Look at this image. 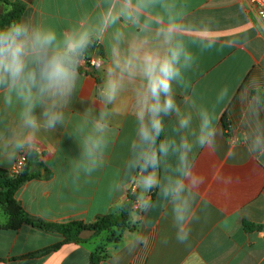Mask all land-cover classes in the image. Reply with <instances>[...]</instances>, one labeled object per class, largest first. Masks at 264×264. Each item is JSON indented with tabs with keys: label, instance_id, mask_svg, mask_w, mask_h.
<instances>
[{
	"label": "crops",
	"instance_id": "1",
	"mask_svg": "<svg viewBox=\"0 0 264 264\" xmlns=\"http://www.w3.org/2000/svg\"><path fill=\"white\" fill-rule=\"evenodd\" d=\"M14 1L24 4L21 17L51 25L58 33L72 27L81 16L95 19L104 6V0H0V15L8 9V2ZM165 8L187 13L184 20L189 24H196L202 16L215 17L223 30L211 35L225 37L245 29L250 34L249 43L243 47H218L202 55L191 38L206 33L190 28L185 36L199 59L185 74L188 86H176L178 102L182 97L194 102V107L181 103L183 110L191 111L193 132L199 124V109L208 107L214 111L215 121L224 133L222 139L217 138L216 156L199 148L193 154V161L207 177L201 194L206 219L193 223L189 241L183 245L176 242L171 221L162 212L145 217L135 211L130 213L131 227L121 232L117 243L109 240L108 231L102 235L88 230L79 234V242H66L60 233L28 223H21L15 229L2 228L9 216L0 206V264H91L93 252L101 257L96 264H264V155L253 159L247 153L249 141L264 136V33L256 32L254 24L259 21L246 0H160L149 15L159 23ZM117 27L124 31L126 39L136 36L131 25ZM260 27L263 29L261 24ZM112 32L109 29L89 49L81 65L77 90L66 110V123L57 126L55 131L41 134L40 152L35 159H28L25 168L32 177L14 192L16 205L32 221L90 223L101 214L117 210L127 199V188L136 174L127 171L125 165L129 158L128 142L135 133L133 113L139 81L128 84L118 101L115 111L120 115L111 120L107 163L91 177L82 176L78 183H72L69 172L71 162L79 157L80 147L75 137L65 135L78 128L87 131L90 127L85 123V113L91 108L95 114L99 107L94 101L103 80L102 68L110 63ZM97 56L103 60L99 67L89 63V58ZM252 81L262 84L258 89V105L251 100ZM225 85L229 87V97L218 104L216 94ZM164 119L163 138L179 142L180 135L175 131L178 117L173 114ZM15 122V109H6L0 94V134L9 135ZM225 147L236 149L238 158L225 160ZM9 168L0 166L6 171ZM217 176H230L233 182L224 185L217 181ZM138 198L144 199L145 194L141 192ZM146 219L151 220L147 228L140 223ZM138 233L146 242L129 253L128 242ZM165 238L167 243L163 242ZM57 243L58 247L51 251L33 254Z\"/></svg>",
	"mask_w": 264,
	"mask_h": 264
},
{
	"label": "clouds",
	"instance_id": "2",
	"mask_svg": "<svg viewBox=\"0 0 264 264\" xmlns=\"http://www.w3.org/2000/svg\"><path fill=\"white\" fill-rule=\"evenodd\" d=\"M159 2L104 0L95 19L81 16L62 33L25 17L0 24V94L4 107L16 112L10 134H0V166L15 167L21 159H35L41 148V134L66 123V110L77 90L81 65L93 43L113 29L110 63L102 68L103 80L94 101L99 107L95 114L91 108L85 113V123L90 127L87 131L78 128L65 133L69 138L75 137L80 147L79 157L71 162L69 176L72 183H78L82 176L91 177L107 163L111 120L120 115L115 111L118 101L128 84L139 81L133 113L136 127L128 142L125 168L135 171L145 194L140 213L149 217L162 212L171 221L176 242L183 245L189 241L193 223L206 219L201 194L207 177L193 161L194 150L199 148L216 156L217 138L222 139L224 133L208 107L199 109V124L193 132L191 111L183 110L181 103L194 107V102L183 97L178 102L176 86H188L185 74L195 67L199 55L218 47H243L249 43L250 34L245 29L225 37L211 35L223 30L215 17L202 16L196 24H189L184 20L187 13L167 8L157 23L149 14ZM261 22L264 20L254 24L257 33H264ZM120 24L131 25L136 36L126 39L124 31L117 27ZM190 28L206 33L191 38L199 55L185 39ZM251 85V100L258 105L262 84L252 81ZM227 97L229 87L225 85L217 92L216 102L224 103ZM173 114L178 117L175 131L180 135L179 142L162 138L164 118ZM255 114L258 116V109ZM247 153L253 159L264 155V136L253 137ZM238 156L236 149L225 147V160ZM217 181L228 185L233 178L217 176ZM154 192L157 196L151 198ZM109 193L112 194L110 189ZM140 223L147 228L151 220ZM145 242L138 233L128 242L129 253ZM163 242L167 243V238Z\"/></svg>",
	"mask_w": 264,
	"mask_h": 264
},
{
	"label": "trees",
	"instance_id": "3",
	"mask_svg": "<svg viewBox=\"0 0 264 264\" xmlns=\"http://www.w3.org/2000/svg\"><path fill=\"white\" fill-rule=\"evenodd\" d=\"M8 4V9L0 15V24H7L13 19L19 18L22 15L24 4L21 1L8 2ZM27 163H29V161H27ZM30 177H32V175L27 174L25 169L19 175H10L8 171L0 169V206L4 208L7 215L9 216L8 221L2 224L1 227L15 229L18 228L21 223H28L42 230L60 233L64 237L63 241L66 242H79V234L84 230H88L93 231L94 233L108 231L109 240L117 243L120 239L121 232L124 229L131 227L130 213L134 211L132 209V203L142 192L139 187V180L135 174V179L127 188V199L119 206L117 210L101 214L90 223L76 220L59 224L41 223L29 219L25 212L16 205L14 200L15 190L23 181ZM133 184H136L134 190H132ZM154 196L155 192L150 194L151 198H154ZM144 199H141V204L143 203ZM58 245L59 243L39 250L33 254H43L57 248ZM100 258L101 257L98 253L93 252L90 256V263L96 264Z\"/></svg>",
	"mask_w": 264,
	"mask_h": 264
},
{
	"label": "built area",
	"instance_id": "4",
	"mask_svg": "<svg viewBox=\"0 0 264 264\" xmlns=\"http://www.w3.org/2000/svg\"><path fill=\"white\" fill-rule=\"evenodd\" d=\"M248 4V8L253 12L258 21L264 20V0H246ZM262 28L264 29V22L260 23ZM102 58L100 56L89 58V63L95 67H99L102 65ZM27 159H21L19 163L15 167H10L8 172L10 175H19L25 169L27 165ZM136 184H133L132 190H134ZM142 207L141 199L136 198L132 203V209L141 214L139 209Z\"/></svg>",
	"mask_w": 264,
	"mask_h": 264
},
{
	"label": "water",
	"instance_id": "5",
	"mask_svg": "<svg viewBox=\"0 0 264 264\" xmlns=\"http://www.w3.org/2000/svg\"><path fill=\"white\" fill-rule=\"evenodd\" d=\"M29 160H32V158L30 157V158H28Z\"/></svg>",
	"mask_w": 264,
	"mask_h": 264
},
{
	"label": "rangeland",
	"instance_id": "6",
	"mask_svg": "<svg viewBox=\"0 0 264 264\" xmlns=\"http://www.w3.org/2000/svg\"><path fill=\"white\" fill-rule=\"evenodd\" d=\"M102 232H103V231H102ZM102 232H101V233H102ZM104 234H105V233H102V235H104Z\"/></svg>",
	"mask_w": 264,
	"mask_h": 264
}]
</instances>
